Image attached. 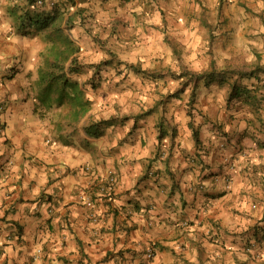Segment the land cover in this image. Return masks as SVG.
<instances>
[{
    "label": "crops",
    "instance_id": "1",
    "mask_svg": "<svg viewBox=\"0 0 264 264\" xmlns=\"http://www.w3.org/2000/svg\"><path fill=\"white\" fill-rule=\"evenodd\" d=\"M9 11L0 0V264H264V76L242 82L255 100L230 105L228 84L204 87L198 143L188 114L170 136L145 118L90 137L107 120L94 98L78 82L92 106L73 126L42 105L41 51ZM111 172L114 192L100 194ZM252 239L259 257L245 251Z\"/></svg>",
    "mask_w": 264,
    "mask_h": 264
},
{
    "label": "rangeland",
    "instance_id": "2",
    "mask_svg": "<svg viewBox=\"0 0 264 264\" xmlns=\"http://www.w3.org/2000/svg\"><path fill=\"white\" fill-rule=\"evenodd\" d=\"M65 1L48 0V4L61 5ZM263 2L77 0L78 8L85 9V22L78 21L79 26L70 35L81 49L80 62L88 66L105 61L112 64L101 69L98 79H95L94 69H86L74 80L94 98L97 119L118 121V126L124 124L134 130L136 121L147 118L148 130L156 125L159 131L170 136L179 131L185 122V114L195 119L194 124L200 120L195 105L201 102L197 100L203 95L202 90L208 91L205 84L200 85L195 104L191 106V87L179 98H170L181 88V80L172 76L158 80L139 76L125 64L175 74L183 69L209 70L213 58L219 70L226 67L228 58H234L231 62L237 65L254 64L256 52L264 55V18L259 17L264 13ZM76 9L73 7L71 14ZM22 40L34 55L46 47L42 38L26 37ZM151 110L154 112L146 114ZM165 141L168 145V138ZM251 242L245 246V251L252 247L249 254L259 257V251L253 253L256 241L252 239Z\"/></svg>",
    "mask_w": 264,
    "mask_h": 264
},
{
    "label": "trees",
    "instance_id": "3",
    "mask_svg": "<svg viewBox=\"0 0 264 264\" xmlns=\"http://www.w3.org/2000/svg\"><path fill=\"white\" fill-rule=\"evenodd\" d=\"M39 1L9 0L8 17L15 23L16 35L25 38H42L45 41L46 47L39 55L41 64L38 70V98L49 111L55 112L57 109L64 108V111L68 113V118H70L68 125L73 126L80 123L92 106V103L86 99L84 91L79 89V83L74 80V77L81 75L86 69H94L95 79H98L101 69L112 64V62L105 61L99 65L89 66L80 62L81 49L70 35L71 31L79 26L78 21L81 20L82 24L85 22L83 21L85 20L83 19L85 9L78 8L77 0H66L63 4L54 5L52 8L48 6V0H42L44 3L42 7L38 5ZM73 7H77V9L71 14ZM260 18L264 17L260 15ZM262 20L264 22V19ZM206 24L208 25V23ZM256 56L257 61L254 64L244 66L232 63L234 58L228 59L226 67L221 70L217 68L216 60L213 58L209 70L196 72L183 69L179 74L171 71L163 73L162 71L144 70L139 66L130 64H125V66L139 76L155 80L172 76L181 80V88L170 98H179L188 87H191V106L195 104L202 83L205 84V87H209L213 83L223 86L228 84L227 101L230 105L240 98L255 100L251 90L242 82L264 76V64L261 62V57L258 54ZM115 122L114 120L100 121L85 127L84 130L87 136L100 138L104 134V128L113 126ZM190 126L198 143L199 133L195 129L194 123H190ZM109 198L111 197L107 196V200Z\"/></svg>",
    "mask_w": 264,
    "mask_h": 264
},
{
    "label": "built area",
    "instance_id": "4",
    "mask_svg": "<svg viewBox=\"0 0 264 264\" xmlns=\"http://www.w3.org/2000/svg\"><path fill=\"white\" fill-rule=\"evenodd\" d=\"M38 5L40 7H42L44 5L43 1L40 0L38 2ZM48 6L50 7H53L54 6V3H50L48 4ZM1 110V109H0ZM4 126L0 120V136H3L4 135ZM233 167H229L228 169V173H227V176H226V183L228 185V187L231 186V183H232V179H231V173L233 171ZM116 183H117V176L114 172H111L108 176V180L105 184V186H103L101 189H100V194H105V195H110L114 192V189H115V186H116ZM84 203L86 204V206L90 209H94V203H93V200L90 198V197H87L86 195H84ZM186 226V225H185ZM252 247H247V252H252ZM155 256V253L153 252V250H149L148 253H147V259L148 260H152Z\"/></svg>",
    "mask_w": 264,
    "mask_h": 264
}]
</instances>
